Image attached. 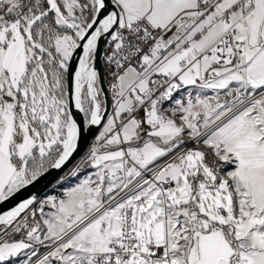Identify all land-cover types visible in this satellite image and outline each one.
I'll list each match as a JSON object with an SVG mask.
<instances>
[{
    "label": "snow or ice",
    "instance_id": "6c2138e0",
    "mask_svg": "<svg viewBox=\"0 0 264 264\" xmlns=\"http://www.w3.org/2000/svg\"><path fill=\"white\" fill-rule=\"evenodd\" d=\"M65 168L0 264H264V0H0V204Z\"/></svg>",
    "mask_w": 264,
    "mask_h": 264
},
{
    "label": "water",
    "instance_id": "95a60500",
    "mask_svg": "<svg viewBox=\"0 0 264 264\" xmlns=\"http://www.w3.org/2000/svg\"><path fill=\"white\" fill-rule=\"evenodd\" d=\"M101 68H103V64L101 61V64L99 65ZM106 88V84L104 85ZM85 133L87 134V129H85ZM93 140L92 135H86V139L82 141L81 147L78 150L77 154H74V157L71 160V163H69L68 167L73 165L77 160H79L80 156L83 155V153L87 150L88 144H90ZM67 170V168L64 169L63 172L60 170H55L53 173L47 178V180L42 181L41 184L37 185L35 189L30 188L27 192L21 193L19 196H17L15 199H11L7 202H4L3 204H0V211L8 210L12 206H14L20 199L26 197L29 195L30 192L38 191L40 196L46 193L48 189H50L54 183H56V178L59 176H62V174ZM46 185V186H45Z\"/></svg>",
    "mask_w": 264,
    "mask_h": 264
},
{
    "label": "rangeland",
    "instance_id": "374dc122",
    "mask_svg": "<svg viewBox=\"0 0 264 264\" xmlns=\"http://www.w3.org/2000/svg\"><path fill=\"white\" fill-rule=\"evenodd\" d=\"M77 161H78V160H77ZM77 161H76V162H77ZM76 162H75V163H76ZM75 163H74V164H75ZM74 164H73V165H74ZM70 167H72V165H71ZM66 171H67V170H66ZM66 171H65V172H66ZM63 174H64V173H63ZM63 174H62V175H63ZM55 185H56V183H54L53 186H52L50 189H48V190L46 191V193H47V194H51L52 189L55 187ZM46 193H45V194H46ZM45 194H43L41 197H43Z\"/></svg>",
    "mask_w": 264,
    "mask_h": 264
},
{
    "label": "built area",
    "instance_id": "2783aa9c",
    "mask_svg": "<svg viewBox=\"0 0 264 264\" xmlns=\"http://www.w3.org/2000/svg\"><path fill=\"white\" fill-rule=\"evenodd\" d=\"M105 84H106V87H107V83H106V81H105ZM70 168V167H69Z\"/></svg>",
    "mask_w": 264,
    "mask_h": 264
}]
</instances>
